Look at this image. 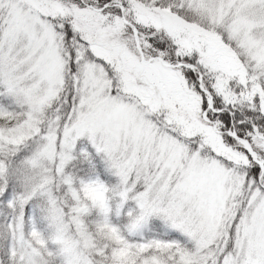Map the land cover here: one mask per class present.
<instances>
[{"label": "snow or ice", "instance_id": "snow-or-ice-1", "mask_svg": "<svg viewBox=\"0 0 264 264\" xmlns=\"http://www.w3.org/2000/svg\"><path fill=\"white\" fill-rule=\"evenodd\" d=\"M0 264H264V0H0Z\"/></svg>", "mask_w": 264, "mask_h": 264}]
</instances>
